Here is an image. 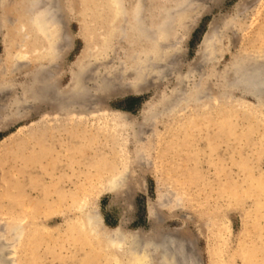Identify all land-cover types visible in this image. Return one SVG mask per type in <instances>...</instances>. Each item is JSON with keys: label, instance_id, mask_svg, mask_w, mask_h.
<instances>
[{"label": "rangeland", "instance_id": "374dc122", "mask_svg": "<svg viewBox=\"0 0 264 264\" xmlns=\"http://www.w3.org/2000/svg\"><path fill=\"white\" fill-rule=\"evenodd\" d=\"M31 1L0 0V255L114 264L68 227L87 200L106 229L172 240L177 264H264V104L239 79L264 63V0H124L165 23L148 39L111 0ZM43 6L44 30L30 17ZM84 108L127 113L122 144Z\"/></svg>", "mask_w": 264, "mask_h": 264}, {"label": "bare ground", "instance_id": "6f19581e", "mask_svg": "<svg viewBox=\"0 0 264 264\" xmlns=\"http://www.w3.org/2000/svg\"><path fill=\"white\" fill-rule=\"evenodd\" d=\"M36 1L37 0L31 1L33 3V6H34ZM111 1H112V4H114V6H116V11H115L114 17L118 18V19H124V20L130 19L132 21V23L136 26V28L139 32H141L142 34L143 33L146 34V39H148V37L150 36L151 31H154L155 34L157 32L158 33L162 32L161 34H165V32H164L165 31L164 29L166 27L165 23L157 25V28H156L155 26H153V24L149 23V20H148L149 15L147 16L144 13V11L139 10L140 8L136 9L130 16H127L126 10L124 8V0H111ZM54 9L55 8L52 9L50 7H47V6H43L39 9L40 10L39 12L32 13L30 15V17L34 18V23L37 22L36 23L37 26L44 30L45 24H47L49 21H51V19L54 18V15L56 12V10H54ZM40 15L43 16L44 20H43V18L42 19L40 18ZM165 18L166 17L164 16V19ZM147 20H148V23L146 22ZM168 25H169V23H168ZM130 26L128 25V27H130ZM123 27H124V24H123ZM22 28H25V26L22 25ZM143 30L146 32H144ZM160 40L161 39H159L157 41H160ZM162 42H160V44ZM204 44H206L205 40H204ZM137 55H138V57H140L142 59L143 58L142 56H144V52L139 53L137 51L134 57H136ZM260 60H262V59H260ZM257 62H258V60H257ZM257 62L255 60V62L249 64L245 68H242V69L239 68V73H240L239 79H241V81H243L246 84H250L253 87V90H251V91H253L252 94L255 95V97L257 98V100L259 102L264 104V63H257ZM194 96H195L196 100L199 99V93L197 91H196ZM206 96H207V94H206ZM206 96H205V98H207ZM211 102H212V100H211ZM175 105H176V103H175ZM71 109H72V107H71ZM95 110H96V108H95ZM160 112L156 111V108L152 106L148 111H146V114L149 116H154ZM77 113L80 114L81 116L87 115V114H92V115L94 114L95 116L97 115L96 117L99 116V118H101V115H103V117L101 118L103 120L102 123L99 122L102 125V126L100 125L101 127L98 128V130H100L99 132H101L102 129L106 130L107 133L108 132L111 133L110 135L112 136V138H114L112 141H117V143L122 144L121 143L122 132L125 131L126 127L128 126L124 120L130 119V117L127 113H125L124 111H121V110H115V111L110 112V111H106L105 109H101L99 112H96L94 110L89 111L87 108H84L83 110H81L80 112H77ZM169 113L170 112L168 111L167 114H169ZM172 113H173V111H172ZM68 114L73 115V112L71 113V110H70L68 112ZM188 123H190V122L188 121ZM132 127H134V126H131V128ZM189 128H190V126H189ZM191 129H193V128H191ZM72 133H73V131H72ZM75 133H77V132H75ZM101 133L103 134V132H101ZM107 133L105 134L106 137H107ZM83 135L84 134L79 135V136L83 137ZM98 135H99V133H98ZM187 135H188V133H187ZM84 137H86V136L84 135ZM87 138H85V139H87ZM189 139H191V138H189ZM83 141H84V139H83ZM117 167H116V169H117ZM111 169H113V168H111ZM111 169H108V170L111 171ZM108 170H106V171H108ZM102 171L104 172L105 170H101L100 172H102ZM99 177H100V174H99ZM122 179H124V177L122 178L121 172L111 173L110 176L108 177V180H107L109 190L110 191H116L122 185V181H123ZM79 200L80 199H78V201ZM75 205L77 206V207H75V209H76V211H78V213H76L73 222L69 223V226H68L69 229L71 230V232L77 231V230L83 231L85 233H88L92 238L96 239V242L99 244V246L102 249L104 248L106 250L108 249L109 251H111L110 253L112 255L110 258L113 260L114 264H152L151 258H152V256H154V254H157V253L159 254L160 258L161 257L164 258V264H177L178 263V258H177L178 255L177 254L179 252H177L176 255H174L176 252L174 254L170 253V251H172V250H170L171 247H169V244L171 243L172 240L170 241L168 239V241L167 240H163V241L161 240L160 241V240H156V239H153L150 237H146L145 235H142L138 231H133L130 233L126 232V231L122 230V228H120V227H115V228L110 229V230L106 229L104 224L101 222L99 215L97 213H95L94 210L90 209L89 204H87V200H83V202L79 201ZM21 219H22V217H21ZM27 220H28V217H27ZM14 221H16V219ZM15 224L16 225L13 228V230L16 232V235L18 238H22L25 235L24 232L27 231L28 229L26 230V227L24 226V224L21 220L17 221ZM218 224H217V226H218ZM29 225L27 224V226H29ZM223 228H224V226L222 225V230H223ZM222 230H221V233H222ZM37 231H38V229L36 227L31 228L29 231H27V232H29L30 239L34 238ZM176 239L177 238L173 239V241ZM175 242H177V241H174L172 244H174ZM177 245H179V244H177ZM177 245L175 248L178 249L179 246L177 247ZM178 250H181V249L179 248ZM183 250L186 253L185 246L183 247ZM173 251H174V249H173ZM180 252H183V251H180ZM7 253H9V252H7ZM187 255H185V256H187ZM181 257L179 259L181 261L184 260V262H185L186 259L182 260ZM194 257H195V255H194ZM10 259L11 258L9 257V255L8 256L7 255H4V256L0 255V264H15L12 262V260L14 258L12 260H10ZM195 260H192V261H195ZM186 263H188V262H185V264ZM16 264H17V262H16ZM179 264H181V263H179ZM188 264H190V263H188Z\"/></svg>", "mask_w": 264, "mask_h": 264}]
</instances>
